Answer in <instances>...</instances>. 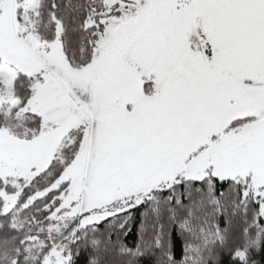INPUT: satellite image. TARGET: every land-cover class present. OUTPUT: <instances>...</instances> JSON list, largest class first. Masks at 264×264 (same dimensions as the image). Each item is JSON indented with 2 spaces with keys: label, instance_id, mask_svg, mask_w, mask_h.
Returning <instances> with one entry per match:
<instances>
[{
  "label": "snow or ice",
  "instance_id": "snow-or-ice-1",
  "mask_svg": "<svg viewBox=\"0 0 264 264\" xmlns=\"http://www.w3.org/2000/svg\"><path fill=\"white\" fill-rule=\"evenodd\" d=\"M264 0H0V264H260Z\"/></svg>",
  "mask_w": 264,
  "mask_h": 264
},
{
  "label": "trees",
  "instance_id": "trees-1",
  "mask_svg": "<svg viewBox=\"0 0 264 264\" xmlns=\"http://www.w3.org/2000/svg\"><path fill=\"white\" fill-rule=\"evenodd\" d=\"M256 259L260 261V264H264V251H261L257 256Z\"/></svg>",
  "mask_w": 264,
  "mask_h": 264
}]
</instances>
